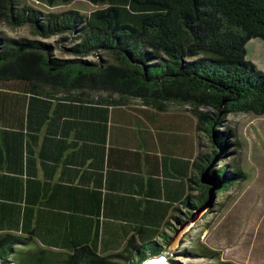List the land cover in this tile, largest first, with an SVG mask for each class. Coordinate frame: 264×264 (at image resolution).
<instances>
[{
    "label": "crops",
    "instance_id": "1",
    "mask_svg": "<svg viewBox=\"0 0 264 264\" xmlns=\"http://www.w3.org/2000/svg\"><path fill=\"white\" fill-rule=\"evenodd\" d=\"M50 91L0 79V264L158 255L204 195L191 106Z\"/></svg>",
    "mask_w": 264,
    "mask_h": 264
},
{
    "label": "trees",
    "instance_id": "2",
    "mask_svg": "<svg viewBox=\"0 0 264 264\" xmlns=\"http://www.w3.org/2000/svg\"><path fill=\"white\" fill-rule=\"evenodd\" d=\"M18 1L0 0V21L29 25L42 38L77 33L79 42L69 48L72 57H57L43 40L0 35L3 81L29 83L36 91L75 90L97 101L138 99L159 109L166 102L189 104L212 146V153L201 155L200 171L220 147L226 155L231 132L220 127L229 113L264 115V71L246 59L245 47L252 38L264 41V0H89L105 6L88 15L72 9L45 13L18 7ZM38 1L51 7L73 0ZM92 54L96 60L86 58ZM215 166L209 172L221 188L244 178L241 169ZM197 183L204 188L202 204L207 186Z\"/></svg>",
    "mask_w": 264,
    "mask_h": 264
},
{
    "label": "rangeland",
    "instance_id": "3",
    "mask_svg": "<svg viewBox=\"0 0 264 264\" xmlns=\"http://www.w3.org/2000/svg\"><path fill=\"white\" fill-rule=\"evenodd\" d=\"M17 5H30L45 13L72 9L81 15L105 6L89 0H73L68 5L51 7L43 1L19 0ZM0 35L43 40L52 46V53L57 57H72L69 48L79 42L77 33L42 38L29 25L11 26L4 20L0 21ZM245 47L246 59L257 70L264 71V41L252 38ZM99 57L112 60L106 53H99ZM86 58L97 59L93 54ZM220 129L230 131L231 135L227 140V153L217 158L215 167L227 165L232 171L241 169L244 178H237L227 188L225 184L217 191L213 205L202 212L183 234L172 259L179 264H214L219 261L264 264V115L231 112ZM208 146L212 153L211 144ZM211 255L218 256L212 258Z\"/></svg>",
    "mask_w": 264,
    "mask_h": 264
},
{
    "label": "water",
    "instance_id": "4",
    "mask_svg": "<svg viewBox=\"0 0 264 264\" xmlns=\"http://www.w3.org/2000/svg\"><path fill=\"white\" fill-rule=\"evenodd\" d=\"M220 150L211 163L200 173V182L207 186V197L205 201L196 208L192 209L190 215L184 220L178 221V225L173 235L170 237L158 255H152V258H149L138 264H172V256L175 254L176 248L179 246V244H181L183 234L188 230V227L194 223V221L202 212L208 210L213 205L217 190H219L222 186L221 180L209 172V169L213 166V164H215L217 158L221 155Z\"/></svg>",
    "mask_w": 264,
    "mask_h": 264
}]
</instances>
